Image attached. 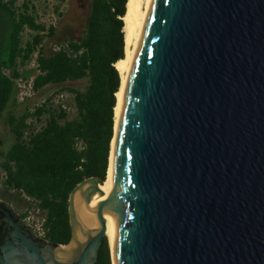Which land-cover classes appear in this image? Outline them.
Listing matches in <instances>:
<instances>
[{"label":"water","instance_id":"95a60500","mask_svg":"<svg viewBox=\"0 0 264 264\" xmlns=\"http://www.w3.org/2000/svg\"><path fill=\"white\" fill-rule=\"evenodd\" d=\"M112 181L111 198L97 177L71 192L68 245L0 199V264H95L93 193L113 209L116 264H264V0H151ZM78 192L96 228L79 223Z\"/></svg>","mask_w":264,"mask_h":264},{"label":"trees","instance_id":"16d2710c","mask_svg":"<svg viewBox=\"0 0 264 264\" xmlns=\"http://www.w3.org/2000/svg\"><path fill=\"white\" fill-rule=\"evenodd\" d=\"M66 1V10L54 9L56 22L46 24L33 2L0 0V123L12 138L0 152V184L32 202L20 217L35 209L45 220V239L60 245L71 240V192L87 178L107 177L128 2ZM36 51L37 67L26 69ZM19 78L32 80L36 95L58 90L32 97L19 111ZM61 95L71 98L73 118ZM95 264H112L107 236Z\"/></svg>","mask_w":264,"mask_h":264},{"label":"bare ground","instance_id":"6f19581e","mask_svg":"<svg viewBox=\"0 0 264 264\" xmlns=\"http://www.w3.org/2000/svg\"><path fill=\"white\" fill-rule=\"evenodd\" d=\"M151 0H128L126 14L123 17L124 22V39H125V57L118 61L115 65L120 73L121 84L119 91L116 93L117 104L115 107V127L114 137L111 144V154L109 159V167L107 177L103 185H99L100 193L103 197L111 198L114 193L112 181V164L114 159V150L117 140V131L119 128L120 116L122 107L127 92V88L132 75V70L135 61V55L140 44L148 15L150 10ZM89 189V188H88ZM93 199L100 200L105 207L106 220V236L112 247V254L114 257V264H116L114 256L115 244V216L112 207L102 199L98 193H93ZM76 208L79 223L84 228H96L99 225V216L93 210L90 204L79 192L76 195Z\"/></svg>","mask_w":264,"mask_h":264},{"label":"rangeland","instance_id":"374dc122","mask_svg":"<svg viewBox=\"0 0 264 264\" xmlns=\"http://www.w3.org/2000/svg\"><path fill=\"white\" fill-rule=\"evenodd\" d=\"M29 1L33 2L34 6L36 7L38 13V21L41 23L53 24L56 22L57 15L55 14L54 11L56 7H61V10L67 9V1L66 2H62V0H29ZM24 37L25 40L29 39L30 32L29 31L25 32ZM56 90H58V88L56 89L48 88L46 91L39 93L36 96L44 99L45 97L51 95ZM18 99H19V106H18L19 111L24 110L25 106L31 102L29 99H26L25 97L20 95H18ZM64 103L68 107H70L69 115L70 118H73L76 113L72 108L73 106H72L71 98L65 96ZM11 145H12V138L8 131V128L3 123H0V152L7 151ZM0 199L7 202L17 213H24L32 207V202L30 200L17 196L11 190H5L1 184H0ZM30 211L31 214H33L35 217L41 218L39 216V213L35 209L34 210L31 209ZM110 250H111L112 264H114V260H113L114 257L112 254L111 244H110Z\"/></svg>","mask_w":264,"mask_h":264},{"label":"built area","instance_id":"2783aa9c","mask_svg":"<svg viewBox=\"0 0 264 264\" xmlns=\"http://www.w3.org/2000/svg\"><path fill=\"white\" fill-rule=\"evenodd\" d=\"M38 55V51H36L33 55L32 60L25 67L26 69H35L37 67L36 58ZM23 71V69L21 70ZM16 84L18 87V95L25 97L26 99H31L36 96V92L34 91V86L32 80L26 81L22 78L16 80ZM22 94V95H21ZM68 97L67 95H61L60 100L64 103V97ZM64 106L67 105L64 103ZM24 222L33 230L34 234L39 238H44L46 236L45 229V220L39 217H35L33 214H29Z\"/></svg>","mask_w":264,"mask_h":264}]
</instances>
